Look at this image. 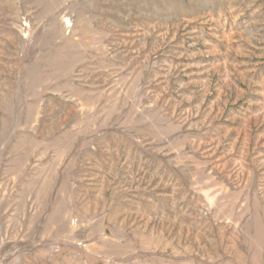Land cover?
I'll list each match as a JSON object with an SVG mask.
<instances>
[{"label": "rangeland", "instance_id": "374dc122", "mask_svg": "<svg viewBox=\"0 0 264 264\" xmlns=\"http://www.w3.org/2000/svg\"><path fill=\"white\" fill-rule=\"evenodd\" d=\"M0 264H264V0H0Z\"/></svg>", "mask_w": 264, "mask_h": 264}]
</instances>
